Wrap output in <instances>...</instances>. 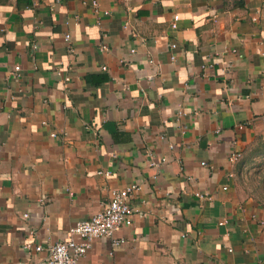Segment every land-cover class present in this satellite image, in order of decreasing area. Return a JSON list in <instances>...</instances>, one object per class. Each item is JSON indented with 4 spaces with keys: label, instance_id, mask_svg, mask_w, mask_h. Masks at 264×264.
Instances as JSON below:
<instances>
[{
    "label": "crops",
    "instance_id": "1",
    "mask_svg": "<svg viewBox=\"0 0 264 264\" xmlns=\"http://www.w3.org/2000/svg\"><path fill=\"white\" fill-rule=\"evenodd\" d=\"M91 1H0V264L131 183L78 264H264V0Z\"/></svg>",
    "mask_w": 264,
    "mask_h": 264
},
{
    "label": "built area",
    "instance_id": "2",
    "mask_svg": "<svg viewBox=\"0 0 264 264\" xmlns=\"http://www.w3.org/2000/svg\"><path fill=\"white\" fill-rule=\"evenodd\" d=\"M91 4L95 11L98 9L96 0H92ZM108 14V11H103ZM177 17L171 22V27H176ZM70 35H65V40H69ZM176 44H171V49L175 48ZM101 49L106 48L105 45L100 46ZM71 50V49H70ZM170 58L173 60L175 56L171 54ZM105 68V67H103ZM20 69L19 65H15L13 74H16ZM64 79L69 80L68 76ZM244 125L240 124L239 128ZM55 136V133H52ZM239 156V153H231L229 156L230 161H234ZM204 164V162H203ZM152 165H155L152 163ZM109 172H105L108 174ZM139 185L131 183L120 189H111L109 200L104 203L102 208L91 215L89 218L77 221L68 230V235L65 239L57 241L48 246V256L45 260L46 264H78L79 260L87 253L91 247V243L98 237L109 239L112 248H116L123 243V239L116 235L117 230L121 225H130L132 222V215L135 209L130 204V197L139 190ZM225 189V187H224ZM202 196V195H199ZM45 198H40V202L44 203ZM23 214V217H27ZM226 220H222L219 224H224ZM26 249L34 248L35 251L42 250V246L32 245L29 242L24 244ZM25 264V263H20Z\"/></svg>",
    "mask_w": 264,
    "mask_h": 264
},
{
    "label": "trees",
    "instance_id": "3",
    "mask_svg": "<svg viewBox=\"0 0 264 264\" xmlns=\"http://www.w3.org/2000/svg\"><path fill=\"white\" fill-rule=\"evenodd\" d=\"M0 1H6V0H0ZM18 2L19 1H24L25 3H31V0H17Z\"/></svg>",
    "mask_w": 264,
    "mask_h": 264
}]
</instances>
